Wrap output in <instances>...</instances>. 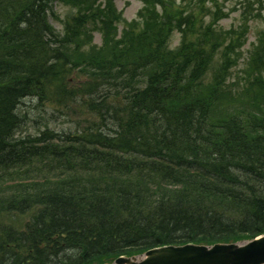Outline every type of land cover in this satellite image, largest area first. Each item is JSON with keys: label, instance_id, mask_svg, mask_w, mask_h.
<instances>
[{"label": "trees", "instance_id": "1", "mask_svg": "<svg viewBox=\"0 0 264 264\" xmlns=\"http://www.w3.org/2000/svg\"><path fill=\"white\" fill-rule=\"evenodd\" d=\"M141 1L125 21L113 0H0V264L264 233V28L240 65L264 0L229 28L220 0ZM27 97L80 117L18 135Z\"/></svg>", "mask_w": 264, "mask_h": 264}, {"label": "rangeland", "instance_id": "2", "mask_svg": "<svg viewBox=\"0 0 264 264\" xmlns=\"http://www.w3.org/2000/svg\"><path fill=\"white\" fill-rule=\"evenodd\" d=\"M116 6L118 9H122L125 19L130 20L136 16L138 9L141 7L142 2L140 0H115ZM226 9L231 7H237L235 10L230 11V14L227 18H224L220 21L222 27L228 28L232 25H236L243 21L242 16L240 15L241 6L238 3V0H225ZM260 7V6H259ZM55 11L64 17V15L69 11V7L57 4L55 6ZM264 12V9H262ZM50 21L55 25L56 28H60V22L54 17H49ZM249 33L247 41L243 46V58L240 60V65H244L246 60V55L250 49L252 43L256 41V36L260 30L264 28V21L261 19H249ZM94 41L96 43L100 42V35L95 34ZM179 41V36L177 33L173 36V42L176 45ZM240 65H238L240 67ZM237 66V67H238ZM237 70L234 71V73ZM19 110L25 114L24 124L21 127V131L17 132L18 135L24 133H36L40 128H43L45 124L49 125L51 128L58 131H66L67 129L73 128L76 125L78 113H75V116L65 111L60 110V108H55L49 105L48 103H42L41 100L31 97H27L19 105ZM1 218V217H0ZM25 218H23L24 220ZM2 219L0 220V222Z\"/></svg>", "mask_w": 264, "mask_h": 264}, {"label": "water", "instance_id": "3", "mask_svg": "<svg viewBox=\"0 0 264 264\" xmlns=\"http://www.w3.org/2000/svg\"><path fill=\"white\" fill-rule=\"evenodd\" d=\"M105 264H264V234L237 242L155 247Z\"/></svg>", "mask_w": 264, "mask_h": 264}, {"label": "bare ground", "instance_id": "4", "mask_svg": "<svg viewBox=\"0 0 264 264\" xmlns=\"http://www.w3.org/2000/svg\"><path fill=\"white\" fill-rule=\"evenodd\" d=\"M202 140H200L199 138H195V139H192V141H191V143H193V144H198L199 142H201ZM2 149H0V151H1ZM224 169H226V168H224ZM227 169H229L230 170V168H227ZM227 180V178L226 179H222V180H215L214 181V184H213V186H212V188H214V189H218V186H219V184L221 183V182H223V181H226ZM229 183V185H230V181H228L227 180V182H226V184H228ZM103 195H105V196H107V197H109L108 199L111 201H106V200H102V202L100 203L103 207H108V209H110V207H112V206H116V205H114L113 203H115V204H117V205H120V202H116V201H114V197L113 196H115L116 194H114V193H112L111 192V194H109L108 192H106V191H103ZM127 205H129V204H126V206ZM155 221H157L158 222V219L157 218H155L154 219ZM247 223H250L251 221L249 220V218L247 217ZM127 225H128V227L129 228H126L127 230L125 231V233L126 234H124V236H132V234L134 235L135 234V230H134V228L130 225V223L129 222H125ZM262 222H260L259 223V225H257V228L258 227H260V224H261ZM217 242H219V241H216L215 243H217ZM15 257V256H14Z\"/></svg>", "mask_w": 264, "mask_h": 264}]
</instances>
